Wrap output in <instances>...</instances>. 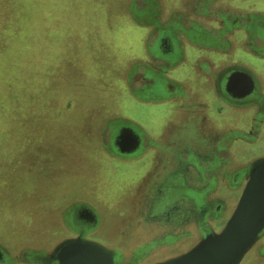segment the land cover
I'll list each match as a JSON object with an SVG mask.
<instances>
[{
	"label": "rangeland",
	"instance_id": "1",
	"mask_svg": "<svg viewBox=\"0 0 264 264\" xmlns=\"http://www.w3.org/2000/svg\"><path fill=\"white\" fill-rule=\"evenodd\" d=\"M170 2L0 0V245L8 252L44 249L60 240V214L75 201L98 213L101 239L117 243L135 195L129 184L149 170L151 159L150 152L122 159L109 149L104 155L105 128L120 125L140 143L142 136L151 147L160 146L161 114L168 104L145 102L134 82H127L130 72L144 68L136 63L147 62L143 51L153 42L150 29L177 22L165 13ZM245 10L249 15L241 19L258 25L261 34L264 11ZM183 50L196 55L192 46ZM232 59L248 68L261 64L243 50ZM183 71L179 66L169 77L179 78ZM249 115L241 116V128ZM235 149L245 158L261 157L264 135L236 142ZM191 191L188 185L178 187L173 196ZM230 212L218 213L226 221Z\"/></svg>",
	"mask_w": 264,
	"mask_h": 264
},
{
	"label": "flooded vegetation",
	"instance_id": "2",
	"mask_svg": "<svg viewBox=\"0 0 264 264\" xmlns=\"http://www.w3.org/2000/svg\"><path fill=\"white\" fill-rule=\"evenodd\" d=\"M174 1L181 10L174 11L169 17L180 23L172 22L167 28L150 29L148 37H152L153 42L149 52L143 51L147 62L138 61V65L144 68L128 74L127 83L134 82L145 102L152 104H166L174 97L169 74L173 62L183 53L185 40L193 37L202 44L218 42V39L203 34L197 28L195 18L200 12L208 15L215 1ZM155 2L153 4L158 6ZM187 12L194 17L188 18L189 22L185 19L189 16ZM220 16L223 26L244 27V52L261 60L259 66H251L247 70V67L235 64L213 73L210 110L195 108L188 102L182 112L181 125L166 129L157 149L151 147L149 140L141 134L143 142L140 143L137 134L120 125L105 128L109 142L103 145L104 155L109 154V149H114L115 156L122 159L131 153H136L137 157L148 152L156 155L150 170L129 184L135 188V195L127 209L117 243L103 241L99 233L98 213L87 203L83 205L81 201H75L60 214L64 229L60 240L48 248L26 249L16 255L0 245V264H44L42 261L53 254L59 244L77 237L106 248L113 254L115 264H153L187 251L206 233L220 229L225 219L218 212L221 208L231 210L235 204L231 200L233 192L240 181L243 183L252 164L259 158H245L243 152H231L229 148L236 142L258 141L264 135H261L264 129V84L261 81L264 78V35L261 34L264 31L260 30L259 34L258 25L244 21L233 25L224 20L225 16ZM184 100L186 103L187 96ZM217 101H223L230 109L249 111L246 128L239 126L242 123L240 118L235 121L239 127L225 130V125L219 128L218 111L212 108ZM119 135L120 143L115 145L114 140ZM133 149L135 151L132 152ZM227 179L229 185H226ZM186 185L192 187L189 196H173L175 189ZM209 209L215 211L211 213ZM240 264H264V234Z\"/></svg>",
	"mask_w": 264,
	"mask_h": 264
},
{
	"label": "crops",
	"instance_id": "3",
	"mask_svg": "<svg viewBox=\"0 0 264 264\" xmlns=\"http://www.w3.org/2000/svg\"><path fill=\"white\" fill-rule=\"evenodd\" d=\"M185 1H191V0H185ZM215 1L212 4V9L207 15L206 13L200 12L198 16H195L197 23H199L203 29V34H209L213 39H218L217 43H199L196 41H190L186 43L184 42V47L192 46L195 52L194 56H187L185 54L176 58L179 60L180 58H183L180 61L176 60L173 62V67L171 69V72H174L178 69V67H183L185 71H183V75L179 78H173L171 75V82L173 83L171 91L175 92L174 97L168 101L166 104H168V109L166 113L161 114L162 120L160 123V129H159V137L157 138L159 141L162 140L163 136L162 133L166 131L168 128H176L181 125L182 119H183V109L185 105L191 104L195 108H203L207 111L210 110L209 107V95L212 93L211 88V75L215 72H217L222 67H230L234 66L233 62V55L237 50H243L246 48V36L244 34V37H242L240 34L243 32L244 27H233L229 28L227 25L223 26L221 23L222 20H220V15L225 16L224 20H226L228 23H232L233 25L235 23H243V20L241 17H244V15H249L248 12L245 10L251 9H261L264 11V6L260 5V2L262 0H254L250 1L253 3V5L246 4L247 0H213ZM232 2L235 4L233 5ZM264 2V1H263ZM170 5H172L171 8H168V10L165 11V13L169 15H172L174 11L181 10L180 7L175 6L177 5L174 0H171ZM241 5H247L246 7ZM250 6V7H248ZM187 14L190 16H185V19L189 22L188 18H192V13ZM219 16V18H218ZM194 18V17H193ZM246 18V17H244ZM198 19V20H197ZM222 19V18H221ZM220 20V21H219ZM186 23V22H185ZM189 23H187L188 25ZM210 37V38H211ZM183 47V48H184ZM141 62V61H139ZM143 62V61H142ZM138 64V63H136ZM135 65V64H134ZM246 66H243L242 68H245ZM247 70L248 67H247ZM170 72V73H171ZM170 75V74H169ZM264 84V78L261 80ZM207 88V89H206ZM206 89V90H205ZM181 91H183L182 94ZM184 96H187L188 100L185 103ZM164 104V103H163ZM215 110L218 111L217 115V121L219 128H224L225 130L227 128H235L237 119L241 118L242 115L248 116L250 113L249 111H246L244 109L239 108H232L228 107L227 104H225L223 101H217L214 103V106L212 107ZM232 118L231 120H229ZM229 120V121H228ZM226 121V123H222L224 125H221V122ZM231 121V122H230ZM233 124V125H231ZM229 150L232 152H237L235 149V143L231 145V148ZM244 153V152H243ZM150 167L155 161V154L150 152ZM150 170V168H149ZM148 170V171H149ZM234 206V205H233ZM231 211V210H230Z\"/></svg>",
	"mask_w": 264,
	"mask_h": 264
},
{
	"label": "water",
	"instance_id": "4",
	"mask_svg": "<svg viewBox=\"0 0 264 264\" xmlns=\"http://www.w3.org/2000/svg\"><path fill=\"white\" fill-rule=\"evenodd\" d=\"M120 135L114 140L117 145ZM136 149V148H135ZM135 149L132 150L135 151ZM264 234V155L246 174L240 195L218 232L205 234L190 249L153 264H240ZM44 264H115L103 246L77 237L66 240Z\"/></svg>",
	"mask_w": 264,
	"mask_h": 264
}]
</instances>
